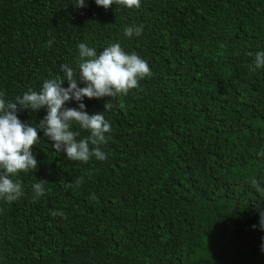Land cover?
<instances>
[{"label":"trees","instance_id":"1","mask_svg":"<svg viewBox=\"0 0 264 264\" xmlns=\"http://www.w3.org/2000/svg\"><path fill=\"white\" fill-rule=\"evenodd\" d=\"M77 4L0 0L8 102L66 79L62 64L78 73L81 42L98 54L119 43L152 75L127 95L85 98L111 124L106 161L68 160L42 131L46 108L18 112L40 128L38 167L18 175L19 200H0V264H264V0Z\"/></svg>","mask_w":264,"mask_h":264},{"label":"clouds","instance_id":"2","mask_svg":"<svg viewBox=\"0 0 264 264\" xmlns=\"http://www.w3.org/2000/svg\"><path fill=\"white\" fill-rule=\"evenodd\" d=\"M94 2L105 9L113 4L128 9H138L141 6V0ZM76 6L83 8L85 0H78ZM142 33V25L124 30V35L128 38L139 37ZM77 47L82 60L78 73L67 64H62L60 69L66 79L57 77L45 80L39 91L29 89L22 96H17L15 102H8L0 94V200L8 203L19 200L24 193V187L17 178L18 175L33 172L38 167L32 148L41 141L38 136L40 128L22 122L18 117L19 111H39L46 108V116L41 121L42 131L53 142L52 148L55 152H63L68 160L87 163L95 158L106 161L108 155L102 150V146L110 140L111 137L107 134L111 133L112 127L103 113L90 115L86 111L85 98L101 99L127 95L130 90L139 86V81L152 75L146 60L135 53L125 52L119 43L103 48L99 54L96 48L83 42ZM255 65L257 68H264V51L256 52ZM65 81L69 82L66 88L62 86ZM78 81L85 86L79 87ZM69 102H75L77 107H66ZM74 126L89 135L77 139L80 131L74 130ZM31 187L36 198L44 194L41 183H35ZM259 216L260 229L264 231V211ZM261 250L264 251V244Z\"/></svg>","mask_w":264,"mask_h":264}]
</instances>
